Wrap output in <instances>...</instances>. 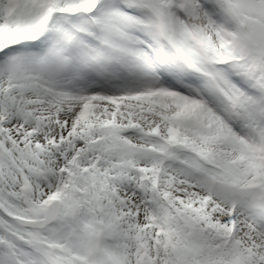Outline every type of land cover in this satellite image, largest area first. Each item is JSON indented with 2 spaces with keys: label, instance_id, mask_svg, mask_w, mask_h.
Here are the masks:
<instances>
[{
  "label": "snow or ice",
  "instance_id": "6c2138e0",
  "mask_svg": "<svg viewBox=\"0 0 264 264\" xmlns=\"http://www.w3.org/2000/svg\"><path fill=\"white\" fill-rule=\"evenodd\" d=\"M0 264H264V0H0Z\"/></svg>",
  "mask_w": 264,
  "mask_h": 264
}]
</instances>
